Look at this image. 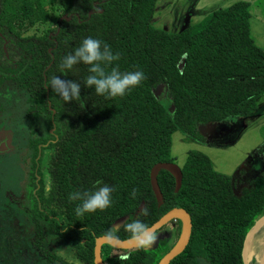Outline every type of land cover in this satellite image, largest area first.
Masks as SVG:
<instances>
[{"label": "trees", "instance_id": "obj_1", "mask_svg": "<svg viewBox=\"0 0 264 264\" xmlns=\"http://www.w3.org/2000/svg\"><path fill=\"white\" fill-rule=\"evenodd\" d=\"M156 1L68 0L54 27L35 34L28 31L52 20L44 0H0V30L21 51L17 67H8L0 47V85L11 82L26 94L28 157L35 168L28 184L31 207L18 217L32 227V245L42 259L36 263L64 264L59 255L64 249L80 264H93L96 236L112 232L129 238L130 222L139 220L146 228L182 207L190 215L191 233L168 264H244L245 236L264 215V172L236 194L231 175L215 171L201 151L189 150L179 187L172 173L159 170L160 202L149 172L156 162H174L173 131L204 139L199 124L255 108L264 92V48L250 36L246 1L217 7L178 31L152 24ZM89 36L119 53L115 63L121 71L141 70L143 81L123 97L105 99L83 86L87 66L61 70L62 57ZM53 76L80 82L81 99L63 102L48 87ZM160 87L172 112L155 96ZM258 152H264V141ZM96 180L114 187L110 207L75 215L79 201H70L69 193L92 190ZM126 215L114 229L112 223ZM170 247L162 236L125 256L109 254L107 244L103 250L107 264H156Z\"/></svg>", "mask_w": 264, "mask_h": 264}, {"label": "rangeland", "instance_id": "obj_2", "mask_svg": "<svg viewBox=\"0 0 264 264\" xmlns=\"http://www.w3.org/2000/svg\"><path fill=\"white\" fill-rule=\"evenodd\" d=\"M234 1L236 0H157L151 21L158 28L178 31L187 25L201 21L213 9L227 6ZM243 1L249 5L250 36L257 46L264 48V0ZM67 2L68 0H44L52 20L33 27L28 33L41 34L50 26L54 27L55 20ZM2 62L8 67L11 66L4 59ZM154 93L172 112L165 90L160 87L155 89ZM0 103L2 105L0 106V127L12 130L13 140L10 147L15 148L11 151L12 153L0 154V264H3V258L14 261V264H25L24 258L17 257L23 256V250L29 248L30 223L19 219L15 208L21 210L29 200L27 190L30 173L27 172L28 163L24 161L25 158H29L28 152L26 155V148L28 138L32 136L31 125L27 122L26 116L28 104L25 92L11 82L0 85ZM4 103H6L5 106H3ZM198 131L204 139L190 137L180 130L171 133V155L178 166L182 165L189 150L201 151L208 157L215 171L231 175L232 188L236 194L240 193L241 188L252 177L264 172V152H258L264 141V92L258 96L252 111L199 124ZM3 137V139L0 137V141H10L9 134ZM11 174L17 178V185L10 186V183H3L4 176ZM11 203H15L14 207L10 205ZM26 228L28 230H25ZM262 231V228L259 229L256 235H260ZM179 232L180 223L168 222L156 231L149 243L142 247H149L154 240L162 236L167 237L169 245L172 246ZM54 244L58 246L55 241ZM115 252L119 256L127 253L122 250H115ZM33 260L36 264L42 259L36 256ZM37 264H40V261ZM200 264L208 263L200 260ZM246 264L255 263L251 258L246 261Z\"/></svg>", "mask_w": 264, "mask_h": 264}, {"label": "clouds", "instance_id": "obj_3", "mask_svg": "<svg viewBox=\"0 0 264 264\" xmlns=\"http://www.w3.org/2000/svg\"><path fill=\"white\" fill-rule=\"evenodd\" d=\"M119 60V53L113 52L110 46L94 37H85L72 52L65 54L60 61L61 70H71L74 65L83 64L87 66L88 75L83 80L85 88H91L97 96L105 99L123 97L134 87L138 86L144 79L141 70L121 71L119 65L115 63ZM48 87L54 91L63 102L79 101L81 83L75 80L61 79L60 76H53ZM114 187L108 184H101L96 180L92 190H76L69 193L70 201H79L74 207L75 215L82 216L85 213H93L97 210L103 211L110 207L112 203V193ZM135 197V190L130 193ZM144 215H147L145 210ZM130 237L135 239L142 236L146 229L142 222L134 220L127 225ZM106 238H114L112 232L106 233ZM151 237L141 241L143 244L149 243ZM59 255L64 260V264H80V260L64 249H60Z\"/></svg>", "mask_w": 264, "mask_h": 264}, {"label": "water", "instance_id": "obj_4", "mask_svg": "<svg viewBox=\"0 0 264 264\" xmlns=\"http://www.w3.org/2000/svg\"><path fill=\"white\" fill-rule=\"evenodd\" d=\"M90 13V12H89ZM160 169H165L172 173L175 178V186L176 188L179 187L182 179V172L180 169V166H178L174 162H156L150 169L149 172V177H150V184L152 191L155 195V198L160 202L162 200V193L159 188L158 182H157V174ZM264 215L259 217L256 221H258L260 218H263ZM128 218V216H123L118 218L114 223H113V228L116 229L120 225L124 223V221ZM171 220H178L180 223V232L179 235L174 242V244L169 248V250L160 257V259L157 261L156 264H168L175 256L180 254L185 246L188 243L190 233H191V218L189 213L182 207H173L166 211L164 214H162L156 221H154L151 225L146 227V231L142 236H139L135 239L129 237L125 239H120L116 236L112 239L106 238V235H100L95 238V243L93 247V264H104L101 259V247L104 244H107L113 248L117 249H123V250H132L138 247L143 246L144 244L141 243L142 240H144L147 237H151L156 232L158 229H160L162 226L170 222ZM255 221V223H256ZM254 223V224H255ZM253 224V225H254ZM253 227V226H252ZM250 228V230L252 229ZM248 231V233L250 232ZM248 233L245 236L244 243H243V249H242V257L244 261V255H243V250L245 247V242L248 236ZM255 260L254 263L258 264V262ZM244 264L246 262L244 261ZM259 264H264V262L259 263Z\"/></svg>", "mask_w": 264, "mask_h": 264}, {"label": "flooded vegetation", "instance_id": "obj_5", "mask_svg": "<svg viewBox=\"0 0 264 264\" xmlns=\"http://www.w3.org/2000/svg\"><path fill=\"white\" fill-rule=\"evenodd\" d=\"M8 42H11V44H9ZM0 47H1V49H2V54H3V56H4V60L6 61V62H8V63H11V67H17V63L15 62V60H16V54H18V53H20L21 51H20V49H19V47H16L15 46V44L11 41V39L10 38H8V35L4 32V31H1L0 30ZM17 49H19V51H17ZM12 65H14V66H12ZM0 105H1V103H0ZM6 105V103H4V105L3 106H5ZM0 126H1V123H0ZM8 128H10V127H8ZM12 132V130H10V129H7V128H5V127H0V137H2V139L4 138L3 136L4 135H7V134H9V136H10V141L9 142H6V141H4L3 142V140L2 141H0V154L1 153H3V154H8L9 152H11L13 149H15L14 148V146H12V147H10V144L12 143V140H13V134L11 133ZM39 148H40V145H39ZM27 152H29V150H28V148H26V155H27ZM12 153V152H11ZM29 159V158H28ZM27 158H25L24 159V161L26 162V163H28V169H27V172L28 173H30L31 174V170H34V168L35 167H32V165H31V161H29ZM28 160V161H27ZM3 183L4 184H9L10 183V186H13V185H17V178L13 175V174H11V175H5L4 176V179H3ZM28 191H29V188H28V190H27V195H28ZM29 201V200H28ZM14 204L15 203H11L10 205L12 206V207H14ZM30 207H31V203H26L25 204V206H23L22 207V209L21 210H18V209H16L15 208V211L17 212V214L19 215V214H22L23 213V210H25V208H29L30 209ZM19 219H23L24 221H26V219L24 218V217H22V218H19ZM126 221V220H125ZM124 221V222H125ZM173 221H177L178 222V220H171L170 222H173ZM166 225V224H165ZM163 227V226H162ZM161 227V228H162ZM160 228V229H161ZM117 229V228H116ZM25 230H28L27 228L25 229ZM30 234H31V240L29 241V248H26V249H24L23 250V256L22 255H19L17 258H24L25 260H24V262H25V264H26V261H29V262H32L33 264H35V260H33L36 256H37V254H36V251H37V249L32 245V240H33V231H32V227H31V225H30ZM158 231V230H157ZM156 232H154V234H155ZM153 234V235H154ZM153 235H152V237H153ZM97 237V236H96ZM95 237V238H96ZM86 241V239L85 238H83L82 239V242L83 243H86L85 242ZM94 243H95V239H94ZM105 245V244H104ZM104 245H102V247H101V252H100V255H101V259H102V262L103 263H106L105 262V259H106V253L104 252V250H103V246ZM93 247H94V245H93ZM111 247V246H110ZM115 250H122V251H124V252H129V251H131V250H129V251H127V250H123V249H117V248H113V247H111L110 248V250H109V254H111V255H115V256H119L118 254H117V252H115ZM94 252V251H93ZM115 252V253H114ZM127 253H125V255L127 254ZM124 255V256H125ZM33 256H34V258H33ZM123 256V255H122ZM14 264V261H10L9 259H5V258H3V264ZM37 264V263H36ZM107 264V263H106Z\"/></svg>", "mask_w": 264, "mask_h": 264}, {"label": "bare ground", "instance_id": "obj_6", "mask_svg": "<svg viewBox=\"0 0 264 264\" xmlns=\"http://www.w3.org/2000/svg\"><path fill=\"white\" fill-rule=\"evenodd\" d=\"M261 228L263 230L262 233L260 235H256V232ZM243 255L246 259H244L245 262L251 258L254 261L256 260L258 264L264 262V217L256 221L248 233Z\"/></svg>", "mask_w": 264, "mask_h": 264}, {"label": "built area", "instance_id": "obj_7", "mask_svg": "<svg viewBox=\"0 0 264 264\" xmlns=\"http://www.w3.org/2000/svg\"><path fill=\"white\" fill-rule=\"evenodd\" d=\"M106 264V263H105Z\"/></svg>", "mask_w": 264, "mask_h": 264}, {"label": "crops", "instance_id": "obj_8", "mask_svg": "<svg viewBox=\"0 0 264 264\" xmlns=\"http://www.w3.org/2000/svg\"><path fill=\"white\" fill-rule=\"evenodd\" d=\"M159 230V229H158Z\"/></svg>", "mask_w": 264, "mask_h": 264}]
</instances>
